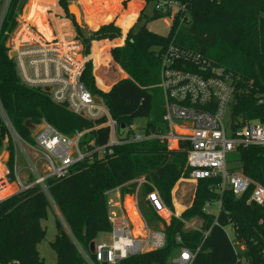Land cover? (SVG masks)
Masks as SVG:
<instances>
[{
  "label": "trees",
  "instance_id": "trees-1",
  "mask_svg": "<svg viewBox=\"0 0 264 264\" xmlns=\"http://www.w3.org/2000/svg\"><path fill=\"white\" fill-rule=\"evenodd\" d=\"M151 5L154 0H145ZM185 4L190 14L181 23V13L173 18L170 31L161 35L147 27L149 16L145 8L139 13L143 2L132 0L128 7L120 9L117 25L115 16L98 29L85 32L69 13V0H60L66 17L75 26L81 40L85 56L92 52L94 41L115 40L125 34V42L111 48L112 59L127 73L124 74L111 60L110 44L101 41L96 45V69L88 59L82 76L83 82L97 96L105 101L112 117L122 125L133 123L138 117L147 118L143 128L145 134L166 132L163 115H153V102L161 75V55L168 45L200 53L212 63L224 66L235 78L236 93L231 105L230 118L241 127L246 121L259 120L264 123V0H177ZM120 5L121 0H113ZM23 0H14L8 20L15 24V15L21 10ZM152 6L151 19L169 17ZM48 7L58 11L57 0ZM93 21L100 15H92ZM61 20V19H60ZM59 20V36L66 40L72 36ZM106 21V22H108ZM145 21V23H144ZM9 23L6 22L5 27ZM47 30V22L42 18L37 22ZM122 26V28L120 27ZM72 29V28H71ZM67 31V32H66ZM0 39V101L14 127L27 140L32 141L31 130L26 122L37 124L46 120L59 131L73 135L86 131L80 144L87 148L93 141L96 146L108 141V128H95L92 119L71 111L66 105L55 103L47 92L30 87L22 82L14 60L9 56L5 44ZM116 40L115 43H119ZM103 90L96 83V76ZM121 78V79H120ZM99 122L103 119L98 120ZM5 127L0 120V148L5 137ZM187 142L178 148H170L159 138L119 144L112 147V153L95 152L78 161L68 175L48 179L49 195L39 186L13 194L0 203V262L20 264H46L38 250V245L46 236L42 220L47 217L52 201L65 219L76 241L87 252L92 253L90 244L95 242L100 232L111 230L108 220L106 191L117 186L122 193L135 190L134 180L145 177L160 192L166 204L172 209L173 197L180 217H172L169 223L163 221L148 204L146 194L153 189L144 185V196L140 200L141 210L149 221L164 222L167 241L163 248L132 255L117 264H173L172 256L184 245L198 253L193 264H264L261 248L264 246V205L247 203L251 189L241 195L232 190H220V178H204L192 181V168L188 164ZM230 170H240L246 176L264 185V147L239 145L228 156ZM52 199V200H51ZM221 202L219 214L207 212V203ZM200 219V230L186 227L185 221ZM217 219V224L214 220ZM232 225L237 238L245 247L239 255L225 231ZM57 234L51 245L57 254V264H85L76 245L71 241L65 227L57 217ZM209 231L205 236L204 232ZM181 236L182 242L176 237Z\"/></svg>",
  "mask_w": 264,
  "mask_h": 264
},
{
  "label": "built area",
  "instance_id": "built-area-1",
  "mask_svg": "<svg viewBox=\"0 0 264 264\" xmlns=\"http://www.w3.org/2000/svg\"><path fill=\"white\" fill-rule=\"evenodd\" d=\"M14 0H0V39L6 38L9 56L14 60L22 82L30 87L40 88L58 104L66 105L74 113L98 121L99 128H108V141L96 146L92 141L82 148L80 141L86 131L67 135L46 120L29 127L32 141L27 140L12 124L0 101V120L5 127V137L0 148V203L13 194L39 186L49 195L48 179L68 175L71 168L87 156L112 147L148 138H159L170 148H178L187 142L188 164L192 168L191 180L220 178V190H232L236 195L251 189L247 203L264 205V185L246 176L240 170H230L228 156L239 145L264 147V123L259 120L246 121L241 127L231 121L230 111L236 93L235 78L224 66L216 65L200 53L170 44L161 55V75L158 86L165 98L163 120L166 132L145 134L138 131L134 122L119 129L102 97L95 95L83 82L82 76L87 58L83 55L82 44L75 37L63 40L52 27L41 29L37 22L26 15H15V24L8 20ZM130 0H121L120 3ZM144 8L148 5L145 0ZM155 9L169 12L171 24L176 14L181 13V23L190 14L185 4L177 0H154ZM143 8V9H144ZM55 19V17H54ZM6 22L9 24L5 27ZM72 27L73 24H72ZM15 53V55H12ZM46 88H49L47 91ZM100 98V102L97 100ZM228 127L232 137L227 135ZM35 156L30 155L26 147ZM23 166L19 167V162ZM44 161L43 168L40 162ZM27 170V182L20 173ZM135 190L122 193L117 186L106 191L108 220L111 224L110 240L95 243L92 253L87 252L76 241V247L85 264H117L132 255L158 250L165 246L167 234L164 228H153L139 206V191L144 185L153 189L146 194L148 204L159 217L169 223L172 217H180L178 205L173 197L172 209L159 190L145 177L134 180ZM130 201V203H129ZM220 212L221 202H217ZM129 204L134 209L132 214ZM212 204L205 210L211 212ZM186 227L200 230V226L185 221ZM162 225L164 222H160ZM217 219L214 224H217ZM235 229V228H234ZM209 231H205L207 236ZM237 235V233H236ZM182 242L181 236L176 237ZM239 255L245 245L238 238L240 249L232 241ZM198 250L180 246L171 258L173 264H193ZM264 262V246L261 248ZM239 262L247 264L241 256ZM20 264L19 260L11 263Z\"/></svg>",
  "mask_w": 264,
  "mask_h": 264
},
{
  "label": "rangeland",
  "instance_id": "rangeland-1",
  "mask_svg": "<svg viewBox=\"0 0 264 264\" xmlns=\"http://www.w3.org/2000/svg\"><path fill=\"white\" fill-rule=\"evenodd\" d=\"M23 1H24V4L20 8L21 10L18 11L19 16L20 15L23 16V14H24V15H26V17L28 19L30 18L32 20H35L36 22H38L40 19L43 18L47 22V24H48V21L50 23L51 19H52L51 25L58 34H59L58 28H59V24H60L59 20L61 19L60 21L68 23V25L65 26L64 29L72 32L71 37H73V36L75 37V35L77 34L72 20L70 18L66 17V14H65L63 8L60 6V4H59L60 0H57V5H58L57 10L58 11H55L54 9L48 7V5L51 2H53V0H23ZM71 4H76L77 6H79L80 12H81L80 13V20L82 23L81 26H82V28H84L85 32L96 30L102 24L107 23L106 21L112 19L115 16V14L118 12V10L120 9V6H121V5L113 2V0H69V5H71ZM125 8L126 7L124 5L121 6V10H124ZM145 12L149 16L148 21H147V27L151 31L158 33V34H161V35H167L169 33L170 27H171V19L169 17L151 19L150 15L152 12V6L150 4L146 6ZM92 15L93 16L94 15H100V20L93 21L91 18H89ZM54 17H55V19H54ZM118 18H119V15H116L115 18L112 19V21H114L117 25H119L117 23ZM112 21H108V22H112ZM144 23H145V21H144ZM72 24L74 27H72ZM48 27H49V25H48ZM120 27L122 28L121 25H120ZM122 30H123V28H122ZM76 37H77V35H76ZM77 39L81 42V40L78 37H77ZM124 42H125V40H124ZM96 61L97 60L93 61L94 72H95V68H96L95 66L97 63ZM95 76H96V74H95ZM97 81L98 80H96V83H97ZM101 88H102V86H101ZM159 112L161 115L163 112H165V98H164V94H163L162 90L155 94L154 102H153V115L158 114ZM101 123H102V121L101 122L96 121L95 127H99ZM146 123H147V118H145V117H138L134 120V124H135L136 128L138 129V131H143V128L146 126ZM227 135L229 137L233 136L232 129L230 127H228ZM26 150L32 156L35 154L30 148H28V146L26 147ZM43 164H44V161L43 162L41 161L40 165L42 168H43ZM22 166H23V161H20L19 167H22ZM27 174L28 173H27L26 169H23V171L20 173L22 181L24 183L27 182V177H26ZM143 196H144V190L142 187L139 191V206H140V200L143 198ZM51 203H52V205L48 210L47 217L44 220H42V225L46 229V236L38 245V250H39L41 257L44 259L46 264H57V254L51 245V241L55 238L57 231H58V229H57V217H59L60 220L62 221L66 232L68 233L71 241L74 244H76V239L73 236V234L71 233L68 225L66 224L65 219L62 217V215L57 210V206L55 205V203L53 201ZM140 209H141V206H140ZM218 209H219L218 203H214L211 206V212H213L215 214H217ZM177 211L181 214L182 208L181 207L178 208ZM148 222H149V225L151 227L158 228V224L155 223L154 221L148 220ZM189 222H193L199 226L201 224V220L198 218L193 219L192 221H189ZM225 231L227 232L229 238L232 239V241L234 243H236V246L240 249V244L237 241V235H236V231H235L234 227L232 225H227V226H225ZM109 232L110 231L100 232L96 241L94 242V247H95V243H97V242L109 241L110 240Z\"/></svg>",
  "mask_w": 264,
  "mask_h": 264
},
{
  "label": "crops",
  "instance_id": "crops-1",
  "mask_svg": "<svg viewBox=\"0 0 264 264\" xmlns=\"http://www.w3.org/2000/svg\"><path fill=\"white\" fill-rule=\"evenodd\" d=\"M132 0H130V1H128L127 2V7H128V5H129V3L131 2ZM137 1H140V2H143V5H142V7L139 9V11H138V13L144 8V4H145V2L143 1V0H137ZM123 3H121L120 5L121 6H123L122 5ZM126 7V8H127ZM125 8V9H126ZM137 18L138 17H136L135 18V21L129 26V28L127 29V30H124L123 29V36L121 37V38H118V39H115V40H107V39H103V40H99V41H94L93 42V45H92V52H91V54H89L88 56H85L84 54V56L87 58V60L88 59H92L93 61H95V60H97V58H96V51H97V49H96V45L99 43V42H101V41H107L109 44H110V48H109V50H108V54H109V56H110V58H111V60L121 69V71L123 72V76L121 77V78H126V77H128V75H127V73L121 68V66L118 64V63H116L113 59H112V56H111V53H110V50H111V48H113V47H115V46H118V45H123L124 44V40H125V34H126V32L130 29V27L137 21ZM107 23H109V22H107ZM99 28V27H98ZM97 28V29H98ZM116 40H120V42L119 43H115L116 42ZM83 52V51H82ZM96 67V66H95ZM96 69V68H95ZM96 74V73H95ZM120 78V79H121ZM96 80H98L97 79V76H96ZM97 84H98V87H100L101 88V86L99 85V83H98V81H97ZM112 87V85L111 86H109V87H102L101 89H103V90H109L110 88ZM58 210V209H57ZM59 211V210H58ZM162 226V223H160L159 224V227H161Z\"/></svg>",
  "mask_w": 264,
  "mask_h": 264
},
{
  "label": "water",
  "instance_id": "water-1",
  "mask_svg": "<svg viewBox=\"0 0 264 264\" xmlns=\"http://www.w3.org/2000/svg\"><path fill=\"white\" fill-rule=\"evenodd\" d=\"M75 6H76V7H75ZM68 8H69V13H70L71 15L74 16L76 23H77L78 25L81 26L82 23H81V20H80V14H79V13H81V12H80V8H79L76 4H71V5H69ZM76 9H77V10H76ZM12 55H15V53H12ZM46 90L48 91L49 88H46ZM97 100L100 102V98L97 99ZM26 124H27L28 127H32V126H33V123H32L30 120H28V121L26 122ZM121 127L124 128L125 125H122ZM162 228H164V224L162 225ZM90 249H91V251L94 250V242H92V243L90 244Z\"/></svg>",
  "mask_w": 264,
  "mask_h": 264
},
{
  "label": "bare ground",
  "instance_id": "bare-ground-1",
  "mask_svg": "<svg viewBox=\"0 0 264 264\" xmlns=\"http://www.w3.org/2000/svg\"><path fill=\"white\" fill-rule=\"evenodd\" d=\"M75 7H76V6H75ZM78 7H79V6H78ZM76 10H77V9H76ZM79 14H80V13H79ZM129 203H130V201H129ZM129 207L131 208V211H132L131 213H132V214H135V211H134V209L131 207L130 204H129Z\"/></svg>",
  "mask_w": 264,
  "mask_h": 264
}]
</instances>
